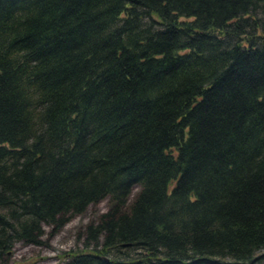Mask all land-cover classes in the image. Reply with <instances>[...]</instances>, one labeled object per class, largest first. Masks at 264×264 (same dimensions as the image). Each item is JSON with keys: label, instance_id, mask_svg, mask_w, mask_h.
<instances>
[{"label": "trees", "instance_id": "16d2710c", "mask_svg": "<svg viewBox=\"0 0 264 264\" xmlns=\"http://www.w3.org/2000/svg\"><path fill=\"white\" fill-rule=\"evenodd\" d=\"M106 198L64 264H264V0H0V261Z\"/></svg>", "mask_w": 264, "mask_h": 264}, {"label": "rangeland", "instance_id": "374dc122", "mask_svg": "<svg viewBox=\"0 0 264 264\" xmlns=\"http://www.w3.org/2000/svg\"><path fill=\"white\" fill-rule=\"evenodd\" d=\"M140 187L135 186L129 198L131 202L139 193ZM110 199L91 205L85 213L72 217L58 232L44 227L42 245H27L18 242L0 264H64L71 254L85 251L84 233L91 223H97L99 218L108 212Z\"/></svg>", "mask_w": 264, "mask_h": 264}]
</instances>
